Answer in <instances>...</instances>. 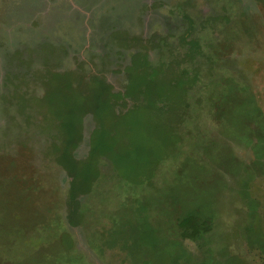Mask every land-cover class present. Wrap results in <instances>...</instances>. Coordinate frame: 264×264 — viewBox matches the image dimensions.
Masks as SVG:
<instances>
[{
    "label": "rangeland",
    "instance_id": "1",
    "mask_svg": "<svg viewBox=\"0 0 264 264\" xmlns=\"http://www.w3.org/2000/svg\"><path fill=\"white\" fill-rule=\"evenodd\" d=\"M188 31L213 41L215 84L241 83L242 96L254 94L264 111V0H0V169L30 175L52 165L63 186L72 180L55 164L61 123L44 99L59 85L67 94L66 81L80 86L98 76L115 94L98 152L114 158L113 180L92 203L103 217L106 258L264 264V152L254 153L264 146V119L254 121L255 107L229 103L230 91L207 98L201 90L213 86L204 80L176 121L150 108L115 119L136 103L129 94L133 54L148 53L158 64ZM99 127L88 111L73 155L105 170L97 153L91 157ZM191 214L200 225L196 241L180 235Z\"/></svg>",
    "mask_w": 264,
    "mask_h": 264
},
{
    "label": "trees",
    "instance_id": "2",
    "mask_svg": "<svg viewBox=\"0 0 264 264\" xmlns=\"http://www.w3.org/2000/svg\"><path fill=\"white\" fill-rule=\"evenodd\" d=\"M181 39L182 44L168 48L169 58L155 65L148 53L133 54L129 94L133 95L136 103L124 118L114 115L115 119H128L134 112L150 108L165 115L167 121H176L180 119L181 109L191 107L197 83L204 80L206 88L213 86L209 91L201 90L206 92L207 98H212L215 92L225 95V91H230L229 103L255 107L258 112L252 116L254 121L257 122V117L264 119V111L258 106L255 95L250 93L249 99L242 96L240 90L245 88L240 87L243 86L241 83L227 78L222 86L215 84L212 77L216 74L214 69L217 65L212 67L211 53H214L208 51L213 41L202 42L191 31ZM148 76L152 79L150 83L146 79ZM65 84L67 94L59 85L52 91L49 89L44 100L50 114L61 123L57 127L62 133L63 144L56 149L55 164L73 179L66 180L64 184L67 186H63L52 165L48 170L41 168L30 175L20 170L0 169V264H95L77 246L69 224L86 231L91 219L97 217L92 205L93 197L104 184L109 189L113 180V177H107V172L113 169L109 161L114 162V158L110 156L108 161L98 152L105 150L103 132L106 115L111 112L115 94L105 79L95 75L84 85L68 81ZM88 111H93L100 126L92 137L91 157L98 154L99 165L104 163L109 169L103 170L100 166L89 168L87 160H77L73 155V149L82 137L83 116ZM263 152L264 146L254 151L255 154ZM258 217L263 223L262 216L258 214ZM199 226V220L191 214L181 222L183 236L196 241ZM206 226L201 231H205ZM91 241L94 243L96 240Z\"/></svg>",
    "mask_w": 264,
    "mask_h": 264
},
{
    "label": "crops",
    "instance_id": "3",
    "mask_svg": "<svg viewBox=\"0 0 264 264\" xmlns=\"http://www.w3.org/2000/svg\"><path fill=\"white\" fill-rule=\"evenodd\" d=\"M92 201L93 202L98 201L97 195L93 197ZM142 212L143 210L139 212V216H141ZM90 214L91 212H89V215ZM99 214L100 213H98L97 211L96 213L97 217L91 219L86 231H82L81 227L71 224H69V228L75 236L77 246L79 247V249H81L83 252L87 254V256L91 261H93L95 264H115L113 263L114 259L106 258L107 256H111V254H108L109 252L108 245L104 240L105 237H103V233L99 230L100 226L102 227V220H103V217L102 219H99ZM74 229L78 230L77 234L79 235V240L76 237V233ZM180 235H182V237L185 238L183 236L182 228ZM186 239H190V238H186ZM91 240H96V241H94L93 243ZM80 244H82V247H80ZM93 244H96V246Z\"/></svg>",
    "mask_w": 264,
    "mask_h": 264
}]
</instances>
